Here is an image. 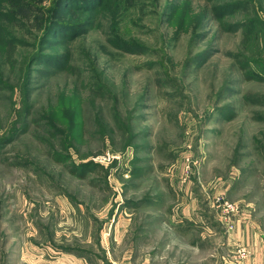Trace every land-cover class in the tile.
<instances>
[{
    "label": "rangeland",
    "instance_id": "1",
    "mask_svg": "<svg viewBox=\"0 0 264 264\" xmlns=\"http://www.w3.org/2000/svg\"><path fill=\"white\" fill-rule=\"evenodd\" d=\"M93 1L42 48L55 4L0 0V264H135L264 213V0Z\"/></svg>",
    "mask_w": 264,
    "mask_h": 264
},
{
    "label": "crops",
    "instance_id": "2",
    "mask_svg": "<svg viewBox=\"0 0 264 264\" xmlns=\"http://www.w3.org/2000/svg\"><path fill=\"white\" fill-rule=\"evenodd\" d=\"M239 202L242 215L229 237L218 241L219 233L210 227L200 232L185 227H162L158 229L160 241L155 243L156 247L135 264H264V213L260 210L263 202L249 194H244ZM237 244L251 252L243 263L236 257Z\"/></svg>",
    "mask_w": 264,
    "mask_h": 264
},
{
    "label": "trees",
    "instance_id": "3",
    "mask_svg": "<svg viewBox=\"0 0 264 264\" xmlns=\"http://www.w3.org/2000/svg\"><path fill=\"white\" fill-rule=\"evenodd\" d=\"M35 3L42 5L44 3H54V9L52 13L49 16V25L45 31L44 37L41 40V47L43 48L47 44L52 45L54 44L52 41L53 37H57V35L61 34H67L66 31H71L72 33L74 31H77L78 29L73 27H68L66 18L69 17V19H76L80 20V17L78 16V12H90L94 9L99 11L103 5H93L95 1L93 0H33ZM99 7V8H98ZM98 8V9H97ZM95 11V10H94ZM78 16V17H77ZM81 24V23H80ZM81 26V25H80ZM82 27V26H81ZM62 32V33H60ZM62 36V35H61ZM66 38V37H63ZM40 60L41 62H45L46 64H54L57 65L59 63H56L53 59L47 56L38 55L35 57V61ZM117 165V161L112 162L108 168L103 167L100 164L89 162L82 166H76L75 169L78 171H82L83 175L86 174H94V176H97L99 174H103L105 179L111 174L112 170Z\"/></svg>",
    "mask_w": 264,
    "mask_h": 264
},
{
    "label": "built area",
    "instance_id": "4",
    "mask_svg": "<svg viewBox=\"0 0 264 264\" xmlns=\"http://www.w3.org/2000/svg\"><path fill=\"white\" fill-rule=\"evenodd\" d=\"M214 206L216 209H220L222 213V223L225 225L226 230L231 233L235 230V217L239 213V206L228 202L224 197H219L216 199ZM251 255V252L247 248H240L237 251L236 257L240 262H244Z\"/></svg>",
    "mask_w": 264,
    "mask_h": 264
}]
</instances>
